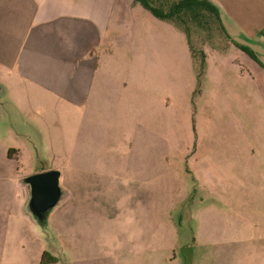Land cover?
Returning a JSON list of instances; mask_svg holds the SVG:
<instances>
[{
	"label": "rangeland",
	"instance_id": "rangeland-1",
	"mask_svg": "<svg viewBox=\"0 0 264 264\" xmlns=\"http://www.w3.org/2000/svg\"><path fill=\"white\" fill-rule=\"evenodd\" d=\"M103 24L108 40L92 69V89L109 99L102 114L96 93L75 107L61 98L22 113L0 91V220L22 175L59 169L68 193L49 236L16 212L13 225H0L11 236L0 242L9 252L0 264H39L26 233L61 264L73 247L93 264H115L114 253L123 264H264L262 68L232 46L223 54L204 47L225 44L215 25L187 24L192 58L176 24L132 0H110ZM91 106L90 121L105 128L88 132ZM9 147L20 150L18 160L7 159ZM86 157L94 159L90 174Z\"/></svg>",
	"mask_w": 264,
	"mask_h": 264
},
{
	"label": "crops",
	"instance_id": "crops-1",
	"mask_svg": "<svg viewBox=\"0 0 264 264\" xmlns=\"http://www.w3.org/2000/svg\"><path fill=\"white\" fill-rule=\"evenodd\" d=\"M132 1L133 4L139 5ZM208 1L219 9L226 42L221 47H204L219 49L221 54L231 46L244 54L232 42L246 46L252 51L256 45L257 48L264 49V0ZM109 5L110 0H0V91L9 98L18 112H40L41 107L49 100L55 104L56 99H59V104L61 98L65 99L67 106L75 107L82 102V98L88 97L90 101L96 93L99 97L96 106L102 114L103 107L109 104V99L104 91L99 94L92 89V69L94 60L100 54L99 49L108 40L107 27L105 32L103 30V19ZM253 52L255 54V50ZM204 62L206 64L205 54ZM261 64L263 65L262 62ZM262 70L264 71L263 68ZM120 93L122 97L125 96L122 91ZM105 97L107 98L104 99ZM94 107H87L89 122H86L85 129L88 132L99 129L100 125L105 128L102 122L94 124L90 121L92 114H95ZM26 125L30 127L31 123L27 122ZM101 144L102 139L99 145ZM103 150L102 148V152ZM204 150L199 147L195 154L200 156ZM6 156L8 160H18L20 150L9 147ZM97 159L101 160L99 156ZM93 160L85 158V174L94 170L89 167ZM48 170L50 169H40L15 179L14 185L19 191V197L11 195V204L5 207V216L0 220V225H13L15 212L19 218L26 217L22 213L25 190L17 185V181L30 174ZM81 190L86 192L85 189ZM217 193L220 195V191ZM24 220L20 218V221ZM8 232L9 228L6 226L0 234L3 247L7 246L11 237ZM22 235L36 243L40 257L44 252L47 253L40 236L35 235V238L29 233ZM147 239L152 240V236H147ZM118 240L120 241L119 238ZM102 253L109 259L108 252ZM65 255L72 259L64 263L93 264L88 260V252L78 250L77 247L68 249ZM111 257L118 258L117 262L123 264L119 262L118 254L114 253ZM168 261L171 263L170 257H166V262ZM112 262L115 263V260ZM53 264H61L60 259H56Z\"/></svg>",
	"mask_w": 264,
	"mask_h": 264
},
{
	"label": "trees",
	"instance_id": "trees-1",
	"mask_svg": "<svg viewBox=\"0 0 264 264\" xmlns=\"http://www.w3.org/2000/svg\"><path fill=\"white\" fill-rule=\"evenodd\" d=\"M134 2L139 4L153 18L176 24L185 34L193 58L194 54L191 46L190 29L187 27L188 23H192L196 27L215 25L219 32H221L223 38H225V31L222 27L219 9L208 0H134ZM232 43L264 69V66L251 49L235 42ZM200 53V67L203 70L205 64L204 54L202 51ZM53 263H56L55 258L45 252L41 255L40 264Z\"/></svg>",
	"mask_w": 264,
	"mask_h": 264
},
{
	"label": "water",
	"instance_id": "water-1",
	"mask_svg": "<svg viewBox=\"0 0 264 264\" xmlns=\"http://www.w3.org/2000/svg\"><path fill=\"white\" fill-rule=\"evenodd\" d=\"M62 179V171L52 169L17 181V185L25 190L26 195L22 213L45 237L52 233L50 216L68 197L67 190L62 186Z\"/></svg>",
	"mask_w": 264,
	"mask_h": 264
}]
</instances>
